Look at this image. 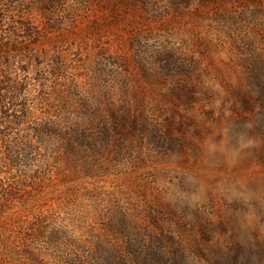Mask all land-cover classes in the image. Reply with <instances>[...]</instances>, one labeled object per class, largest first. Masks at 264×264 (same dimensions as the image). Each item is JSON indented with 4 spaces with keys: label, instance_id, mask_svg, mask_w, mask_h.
<instances>
[{
    "label": "rangeland",
    "instance_id": "1",
    "mask_svg": "<svg viewBox=\"0 0 264 264\" xmlns=\"http://www.w3.org/2000/svg\"><path fill=\"white\" fill-rule=\"evenodd\" d=\"M0 264H264V0H0Z\"/></svg>",
    "mask_w": 264,
    "mask_h": 264
}]
</instances>
